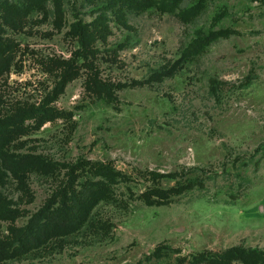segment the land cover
<instances>
[{
    "label": "rangeland",
    "instance_id": "rangeland-1",
    "mask_svg": "<svg viewBox=\"0 0 264 264\" xmlns=\"http://www.w3.org/2000/svg\"><path fill=\"white\" fill-rule=\"evenodd\" d=\"M63 8L62 28L50 4L16 28L0 10V45L13 55L0 76V117L44 103L69 113L25 120L33 130L10 146L14 157L45 158L58 172L30 165L0 178V243H8L0 264H182L234 247L261 251L264 264V0H64ZM74 23L89 29L92 54L64 85L55 63H84ZM215 32L223 35L205 52L183 58L197 36ZM89 77L112 104L89 91ZM90 161L127 173L200 167L221 176L169 206L99 205L96 225L60 231L51 214ZM159 248L175 253L157 259Z\"/></svg>",
    "mask_w": 264,
    "mask_h": 264
},
{
    "label": "trees",
    "instance_id": "trees-1",
    "mask_svg": "<svg viewBox=\"0 0 264 264\" xmlns=\"http://www.w3.org/2000/svg\"><path fill=\"white\" fill-rule=\"evenodd\" d=\"M136 6L145 7L153 5L157 0H131ZM51 5L56 15V26L62 28L64 24V0H0V10L3 11L1 19L11 27H18L21 18L27 17L34 10H46L47 5ZM191 16L199 12L198 9L189 11ZM47 18L46 14L44 15ZM74 34L83 44L81 59L82 65L70 62H57L64 68L62 75L63 84L73 79L80 73L82 68L86 67V62L92 54L89 47L92 44L91 33L87 27L74 23L71 26ZM103 30H108L107 26L101 27V36ZM223 35V32L212 34H200L187 47L183 58L190 59L205 52L207 48ZM0 45V76L9 68L11 64L10 52H3ZM89 91L95 93L98 98H104L108 104L114 102L113 95L104 89L101 82L89 77ZM67 111L50 107L47 103L41 106H31L26 110L19 111L16 114L0 117V178L10 171L18 174V171L34 165L41 173L54 176L58 170L55 163L45 158L30 155L22 158L14 157L10 152V146L21 137L28 134L33 127L26 126L24 121L33 118L40 122H53L57 119L68 118ZM264 157V155H263ZM79 172L82 179L78 184L77 190L68 192L67 188L62 190V198L57 203L58 208L51 214V220L54 226L60 231L73 233L82 229L95 218L98 217L96 208L99 205H110L120 210H129L132 201H141L146 206L163 207L179 202L184 197L193 193H202L208 190V184L220 174L212 173L211 170L200 167L182 168L173 173H155L149 170H135L134 173H127L119 169L113 161L100 162L90 161L80 166ZM75 175V173H70ZM70 177V176H69ZM139 178L144 180V189L137 191L134 189L139 183ZM74 181V180H73ZM70 182V181H69ZM123 187L126 190H123ZM66 211L67 215H63ZM96 225V222H95ZM30 242H35L33 235L29 236ZM8 243H0V260L7 254ZM174 249H157L154 256L160 259L164 256H170L175 253ZM263 253L257 249L245 250L240 247H234L224 253L201 252L190 257L178 258L182 264H231L240 262L241 264H257L262 259Z\"/></svg>",
    "mask_w": 264,
    "mask_h": 264
}]
</instances>
